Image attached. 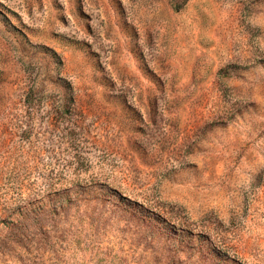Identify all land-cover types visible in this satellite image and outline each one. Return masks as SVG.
Instances as JSON below:
<instances>
[{
	"label": "rangeland",
	"instance_id": "obj_1",
	"mask_svg": "<svg viewBox=\"0 0 264 264\" xmlns=\"http://www.w3.org/2000/svg\"><path fill=\"white\" fill-rule=\"evenodd\" d=\"M0 264H264V0H0Z\"/></svg>",
	"mask_w": 264,
	"mask_h": 264
}]
</instances>
